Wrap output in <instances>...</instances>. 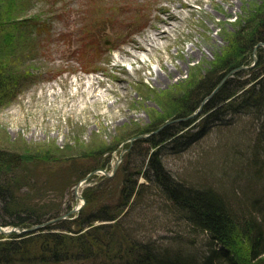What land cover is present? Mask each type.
<instances>
[{
    "label": "rangeland",
    "instance_id": "374dc122",
    "mask_svg": "<svg viewBox=\"0 0 264 264\" xmlns=\"http://www.w3.org/2000/svg\"><path fill=\"white\" fill-rule=\"evenodd\" d=\"M134 3L140 17L132 15L130 23L126 14L120 16L114 0H0V70L8 83L0 92V154L17 162L2 170L14 198L8 206L12 211H34L47 220L79 209L64 219L73 220L79 212L103 205L109 213L122 209L121 188L127 177H138L132 164L139 163L138 149L155 150L141 142L132 152L131 138L180 122H192L183 134L189 144L171 143L161 157L177 181L218 189L220 178L230 179L226 193L232 194L237 185L233 188L231 183L253 169L249 161L258 128L254 116L228 115L226 124L203 128L208 97L196 110L199 101L189 104L188 97L198 81L222 72L227 61L245 63L239 67V81L248 79L247 73L260 61L264 65V50L258 48L254 54L238 40L246 36L245 21L253 19L264 0ZM158 5L175 12L178 19L163 23L167 39L151 47L154 30L149 26L160 24ZM109 17L118 27L111 34L106 30ZM121 23H128V30L140 23L149 25L135 36L140 46L147 44L145 50L129 45L117 49ZM234 73L228 72L224 81ZM180 113L184 115L179 118ZM138 184L149 186L141 177ZM3 213L0 202V218ZM123 214L119 225L96 223L112 224L103 243L102 253L109 249L106 259L125 252L130 238L173 246L188 245L194 237L152 192L136 199ZM71 227L76 232V226ZM13 235L0 234V241L13 240ZM76 244L72 240L67 246L74 254ZM102 253L95 255L103 259Z\"/></svg>",
    "mask_w": 264,
    "mask_h": 264
},
{
    "label": "trees",
    "instance_id": "16d2710c",
    "mask_svg": "<svg viewBox=\"0 0 264 264\" xmlns=\"http://www.w3.org/2000/svg\"><path fill=\"white\" fill-rule=\"evenodd\" d=\"M244 25L248 28L246 36H238V40L242 48L246 46V42L252 52L256 45L264 43V5L256 10L253 19L245 21ZM259 49L264 50V47L260 46ZM225 64L219 74L213 77L208 74L197 82L196 87L191 90L188 103L199 101L194 109L196 110L208 97L204 106V114H208L203 128L226 124L224 122L228 115H251L258 124L252 145L253 159L249 161L250 165L253 163V169L248 168L249 174H243L231 183L233 188L237 185V189L227 191L232 194L226 193V183L230 179L220 178L217 189L185 184L172 177L161 157L171 143L181 146L189 144L184 140L183 134L192 122L167 125L145 140H134L132 152L137 151L141 142V145L148 144L155 150L150 152L147 149L144 152L138 149L136 158L139 163H132L137 168L134 173L138 177L136 180L129 176L125 180L121 188L122 209L109 213L106 205H103L96 211L92 209L80 212L73 220H62L48 225L41 234L30 237L28 234H14L13 240L0 241V264H264V65L256 64L247 73L249 78L239 81L237 79H241L242 75L238 68L245 63L233 60ZM256 68L258 71L255 72ZM234 70L232 78L219 86L225 75ZM4 79L6 76L0 70V92L7 90L8 83L3 82ZM248 85L251 86L247 87ZM182 108L185 109L186 105ZM182 115L184 113L176 116L180 118ZM201 133L204 134V130ZM137 135L139 133H135L133 137ZM2 158L4 157L0 154V202L7 216L5 213L1 215L0 225L24 228L29 224L42 223L58 216L55 214L44 220L42 215H37L34 211L16 212L9 209L8 206L14 198L9 186L4 182L2 170L4 166H11L12 162ZM239 168L242 169L238 166L237 173L242 171ZM139 177L145 178L149 186L138 184ZM147 192L156 194L163 206L173 212L194 235L190 244L175 242L173 246H162L130 238L126 251H122L126 257L123 258L120 253L119 256H109L106 259V255H109L108 249L103 252L105 258H97L95 254L102 253L103 243L106 244V229L112 227V224L97 226L96 223L115 221L114 224L119 225L124 209L131 207L136 199L138 201L145 194L148 195ZM86 203H89V198ZM71 225L76 226V232H73ZM69 233L77 234L72 236ZM72 240L75 243L77 241L76 254L70 252L67 247ZM39 245L41 246L37 250ZM92 258L99 260L90 262Z\"/></svg>",
    "mask_w": 264,
    "mask_h": 264
},
{
    "label": "bare ground",
    "instance_id": "6f19581e",
    "mask_svg": "<svg viewBox=\"0 0 264 264\" xmlns=\"http://www.w3.org/2000/svg\"><path fill=\"white\" fill-rule=\"evenodd\" d=\"M130 1L138 2V0H120V1L114 0V3L115 4H117V3L119 4L118 8H119L120 16H123L124 14H126V16H127L126 18H128L130 20V23H133V20H132L131 16L133 15V16H136L137 18H139L140 15L138 14L139 9H137L138 4H136L134 2H130ZM156 10L159 12L157 19L159 20V23L161 25L152 22L150 24V26H149V25L146 24L148 22L147 21L145 24H141L140 23V25L134 26L133 28L128 30L127 29L128 25H129L128 23L119 24V27L122 28L121 29L122 32H121V34H119V33L117 34V37H118V43L117 44H119V46L117 47L118 50L125 49V46H127V45L132 46V47H136L137 46L138 49L145 50L147 48L146 47L147 44H144V45L140 46V44L138 42V39H136L135 36H136V34H139V33L143 32L144 29L146 27H148V26L152 27V30H154V33L149 38L150 39L149 42H151V44H149V45H151V47H154V43L158 44L160 42V40L167 39V34L168 33H167V30L164 29L163 23H167V25H169L171 23L170 20H172V19L176 20V19H178V16H177V14L175 12L169 10L168 8H166V7L162 6V5H158L156 7ZM115 15L116 14H114V16ZM137 15H139V16H137ZM163 16H167V18L164 19ZM113 17L106 18V30L109 31L110 34L113 33V30L118 28L117 27V21ZM112 19H113V21H112ZM170 26L173 27V25H170ZM171 27H168L167 29H171ZM174 27H175V25H174ZM174 27H173V29H174ZM258 48H260V46H258V45H256L254 47V49H253V53L254 54L256 53ZM124 53H126V52L124 51ZM168 74L171 75V72H169ZM158 80H160V77H157V81ZM141 178H143V177H141ZM143 179L145 180V178H143ZM145 182H147V181L145 180ZM58 216H56V217H58ZM56 217H54V219ZM49 220H51V219H49ZM45 222L46 221H44L42 223H35L33 225H39V224H43ZM55 223H57V222H55ZM1 227L8 229L7 227L2 226V225H1ZM13 227L16 228L17 226H12V228ZM36 232L37 231H35L33 233H29V234L30 235H35Z\"/></svg>",
    "mask_w": 264,
    "mask_h": 264
},
{
    "label": "water",
    "instance_id": "95a60500",
    "mask_svg": "<svg viewBox=\"0 0 264 264\" xmlns=\"http://www.w3.org/2000/svg\"><path fill=\"white\" fill-rule=\"evenodd\" d=\"M258 46H264V43H259ZM238 69H239V68H238ZM234 71H235V70H234ZM232 72H233V71H232ZM224 80H225V79H223V81L219 84V86L224 82ZM219 86H218V87H219ZM158 131H159V129H157V131H155V132H151V133H149L147 136H146V135H138V136H135L134 138L131 139V141H134V140H136V139L146 138V137H148V136H150V135H152V134H154V133H156V132H158ZM118 164H119V163H118ZM118 164L116 165V167H115L114 170H116V168L118 167ZM79 187H80V184L76 187V192L79 191V190H77ZM76 195L78 196V198H80V199L83 200V198H82L78 193H76ZM78 210H79V209H73L72 211L68 212L67 214H64V215L61 216V217H56L55 219L53 218V219H51V220H48V221H46V222L43 223V224L33 225V226H30V227H28V228H26V229H22V230H20L19 228L16 229L15 227H13V228H11V229H6V228L1 227V225H0V234H3V235H11V234L21 235V234H29V233H33V232L38 231V230H40V229H42V228H45L46 226H48V225H50V224H52V223H55V222L62 221V220H64V219H66V217H68V216L71 215L72 213H76Z\"/></svg>",
    "mask_w": 264,
    "mask_h": 264
}]
</instances>
